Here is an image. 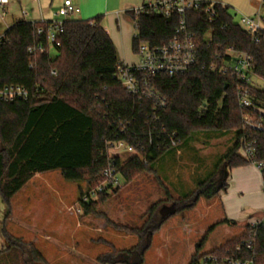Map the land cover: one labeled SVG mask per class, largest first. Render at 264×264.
<instances>
[{"label":"trees","instance_id":"trees-1","mask_svg":"<svg viewBox=\"0 0 264 264\" xmlns=\"http://www.w3.org/2000/svg\"><path fill=\"white\" fill-rule=\"evenodd\" d=\"M209 4L202 0L200 9L186 13L197 49L193 67L187 73L158 75L151 81L152 88L166 98L164 108L125 91L117 77L121 61L102 17L65 21L58 47L47 39L51 22L16 20L12 24L0 38V89L21 85L30 96L28 100L0 102V197L8 209L12 198L35 175L60 171L67 181L87 182L89 187L81 193L80 206L89 214L97 201L86 203L83 196L104 183L102 174L108 165L119 170L122 181H130L143 171L154 170L159 159L180 151L199 131H234L233 146L209 177L200 181L191 194L167 199L176 205L174 214L162 216L158 213L159 203L153 204L142 226L122 227L136 235L137 243L129 250H116L108 243L112 249L100 254L94 263L143 264L153 236L170 217L193 209L201 197L212 200L219 192H226L231 169L264 163V129L245 123L246 116L257 121L260 114L252 107H242L239 99L240 90L246 88L255 106L264 108V88L256 82H241L236 74L220 69L228 59V49L247 53L254 77L264 85V36L255 40L237 22L229 6L216 4L215 14L209 15L204 11ZM179 20L176 11L170 16L159 12L139 14L133 52L137 53L141 41L168 43ZM41 28L44 32L39 34ZM39 45L43 51L29 52V48ZM172 139L179 140L176 147ZM119 140L133 146L138 154L125 161L119 156L110 158L107 143ZM246 143L253 144L252 160L240 153ZM109 195L105 189L96 198L104 201ZM224 223L235 224L228 219L217 222L202 243ZM2 233L10 246L0 251V264H45L32 243L12 237L5 228ZM248 241L253 243L252 250L245 247ZM240 246L242 254L237 251ZM198 251L189 264H220L239 255L264 264V221L247 225L239 236L212 253L199 258ZM204 257H215L217 261L202 262Z\"/></svg>","mask_w":264,"mask_h":264},{"label":"rangeland","instance_id":"rangeland-1","mask_svg":"<svg viewBox=\"0 0 264 264\" xmlns=\"http://www.w3.org/2000/svg\"><path fill=\"white\" fill-rule=\"evenodd\" d=\"M10 1L5 23L0 21V34L14 19L31 21L36 15L34 0ZM234 9L231 7L232 12ZM131 26L136 35L134 20ZM132 59H136L134 53ZM254 80L264 88L261 81ZM234 142V131L222 134L199 131L180 151L159 159L154 170L143 171L130 181H121L118 192H109L104 201L95 198L97 202L89 214L80 206L81 193L89 187L86 181H67L60 171L37 174L12 198L9 209L0 197V251L10 246V242L4 240V228L12 237L32 243L43 255L45 264H94L100 254L112 249L108 243L116 250H129L137 243V237L122 227H140L153 204L159 203L161 215L164 206L173 204L167 201L169 197L179 199L195 191ZM110 153L116 154V151ZM120 155L122 161L129 157L125 152ZM253 177L251 172L246 178L233 175L234 183L242 182L246 187L244 197L252 199L253 220L259 221L264 217V197L255 189H248L256 187ZM221 216L222 206L217 196L214 200L201 197L193 209L170 217L155 233L144 264H189L198 248L199 258L221 248L233 240V236H239L243 226L218 225L202 243L209 228L219 222Z\"/></svg>","mask_w":264,"mask_h":264},{"label":"built area","instance_id":"built-area-1","mask_svg":"<svg viewBox=\"0 0 264 264\" xmlns=\"http://www.w3.org/2000/svg\"><path fill=\"white\" fill-rule=\"evenodd\" d=\"M202 0H149L146 1L140 8L133 11L135 17V25L138 27L136 21L139 14L144 12L162 13L165 16H170L172 11H176L180 16L177 27L174 30L172 39L163 45L152 44L147 41H141L137 47V62L133 64L121 63L118 68V79L125 89V91L133 96L140 98H147L156 103L160 108L166 107V98L160 93L156 92L152 86L151 81L158 75L178 76L187 73L197 61V49L195 43L194 33L189 28L186 20V13L190 10H198L201 8ZM221 4L219 2H210L208 7L204 9L209 15L215 14V5ZM264 4V0H263ZM9 0H0V21L5 23V17L9 13L8 10ZM76 11V7L72 0H65L63 6L58 10V17L56 20L51 21L47 29V39L52 46L58 47V35L63 31V25L68 17L73 15ZM23 14L24 11H22ZM236 14L238 18L237 22L241 27L250 34L255 40H258L261 36H264V13L258 11L255 15H243ZM46 22V21H41ZM34 23V22H33ZM44 30L41 28L38 30L39 34H42ZM3 36V35H2ZM1 36V37H2ZM209 42H212L211 38L207 37ZM37 51H43L41 45L37 47L29 48L30 53ZM228 61H225V65L221 66L223 73L232 72L237 75L241 82H246L255 85V77L252 70L251 57L244 52L228 49L227 52ZM216 66H211V69H215ZM52 74L56 75L55 72ZM249 90L242 88L239 92L240 104L244 108L252 107L254 111L260 114V119L255 120L245 117V123L252 128L264 129V108L256 107L248 96ZM29 91L21 85H6L0 89V102H13L17 100H28ZM179 144V140L172 139V146L176 147ZM253 144L246 143L241 151L243 157L248 160L253 158ZM108 155L110 158L114 156H121V152L129 154V156L138 154V151L131 145H128L124 141H110L107 143ZM116 151V154H111L110 151ZM118 153V154H117ZM253 165L259 170L264 177V163L253 162ZM104 183L100 185L97 191L85 193L83 201L88 203L91 199L96 198V194L107 189L112 192L121 185V175L117 168L111 164L103 171ZM80 212V210H78ZM264 221V217L259 221H254L250 225L255 226ZM248 250L253 249V243L248 241L245 245ZM239 254H242V246L237 248ZM208 259H212L213 262L217 261L215 257H204L202 262H207ZM220 264H257L254 258L248 259L242 255L234 257L228 261H223Z\"/></svg>","mask_w":264,"mask_h":264},{"label":"crops","instance_id":"crops-1","mask_svg":"<svg viewBox=\"0 0 264 264\" xmlns=\"http://www.w3.org/2000/svg\"><path fill=\"white\" fill-rule=\"evenodd\" d=\"M64 1L65 0H34V2L37 4L36 10H34L36 12V15L35 18L30 22H51L56 20L57 18H59L58 10L63 6ZM205 1L219 2L223 5L229 6L230 9L231 7L233 9L234 7H236L237 9L235 8L233 12H236L238 14L251 16L255 15L258 11L264 13L263 0ZM72 2L76 7V11L73 13V15L68 17V19L82 20V18H84L89 20L95 17H102L103 25L111 36L116 47L119 61L125 64H133L137 62V55L133 52V38L135 35L133 34L134 32L131 26V21L134 20L133 11L140 8L146 2V0H72ZM19 3L20 5H22L21 1H19ZM10 6L11 1L9 0L8 8ZM16 20L18 19H14L13 23ZM11 26L12 25L8 26L6 24L7 30ZM4 33L0 34V38ZM133 53L136 57L135 60L132 59ZM248 172H251L252 177L255 174V177L253 178L257 181L255 188L248 189L250 191L255 189L256 192L263 194L262 175L255 167V165L249 164L247 166L231 169L228 179V190L226 192H219V194L217 195V198H219V201H221L222 206V216L219 222L224 219H228L229 221H233L235 223H224L220 224L219 226H226L228 228H231L232 226H236L237 224H242L243 226L238 235H240L244 231L247 225L254 222L253 213L255 206L252 204L251 198L247 199L246 197H244V190H246V187L243 185V183H234L233 175H240L241 177L246 178ZM243 178H241V180H243ZM215 198H213L212 200H214ZM215 229L213 231H216ZM213 231L211 233H213ZM236 236L237 235L233 236L232 238ZM228 240H226L225 242H227Z\"/></svg>","mask_w":264,"mask_h":264},{"label":"water","instance_id":"water-1","mask_svg":"<svg viewBox=\"0 0 264 264\" xmlns=\"http://www.w3.org/2000/svg\"><path fill=\"white\" fill-rule=\"evenodd\" d=\"M175 212H176V205H175V203H173L171 206H164L161 209V215L162 216H168V215L174 214Z\"/></svg>","mask_w":264,"mask_h":264}]
</instances>
